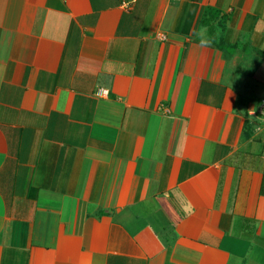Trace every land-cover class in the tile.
<instances>
[{
  "label": "crops",
  "instance_id": "0c3cea01",
  "mask_svg": "<svg viewBox=\"0 0 264 264\" xmlns=\"http://www.w3.org/2000/svg\"><path fill=\"white\" fill-rule=\"evenodd\" d=\"M263 100L264 0H0V264H264Z\"/></svg>",
  "mask_w": 264,
  "mask_h": 264
},
{
  "label": "clouds",
  "instance_id": "9594fccd",
  "mask_svg": "<svg viewBox=\"0 0 264 264\" xmlns=\"http://www.w3.org/2000/svg\"><path fill=\"white\" fill-rule=\"evenodd\" d=\"M196 36L200 47H209L213 43V37L209 35L207 27H201L193 32Z\"/></svg>",
  "mask_w": 264,
  "mask_h": 264
},
{
  "label": "built area",
  "instance_id": "2783aa9c",
  "mask_svg": "<svg viewBox=\"0 0 264 264\" xmlns=\"http://www.w3.org/2000/svg\"><path fill=\"white\" fill-rule=\"evenodd\" d=\"M107 94V91L105 90H99L98 95H104ZM257 114L259 115L260 119L264 122V100L262 101L261 105L259 106L257 110Z\"/></svg>",
  "mask_w": 264,
  "mask_h": 264
}]
</instances>
